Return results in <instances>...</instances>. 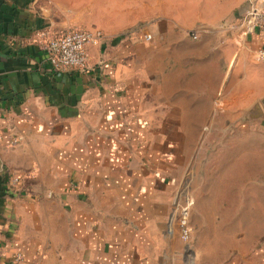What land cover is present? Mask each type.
Here are the masks:
<instances>
[{"label": "crops", "instance_id": "obj_1", "mask_svg": "<svg viewBox=\"0 0 264 264\" xmlns=\"http://www.w3.org/2000/svg\"><path fill=\"white\" fill-rule=\"evenodd\" d=\"M175 19L160 14L148 40L108 34L87 68L57 70L34 1L0 0V264H264L255 209L234 247L209 227L185 242L171 220L195 134L182 122L209 119L215 95L264 110V37L234 22L191 39Z\"/></svg>", "mask_w": 264, "mask_h": 264}, {"label": "rangeland", "instance_id": "obj_2", "mask_svg": "<svg viewBox=\"0 0 264 264\" xmlns=\"http://www.w3.org/2000/svg\"><path fill=\"white\" fill-rule=\"evenodd\" d=\"M25 1H34L53 32L97 27L106 37L138 36L151 30L160 14H173L175 30L192 39L193 34L229 32L228 25L241 22L252 0H174V5L172 0ZM219 100L215 95L209 119L182 122L195 134L183 138L186 164L181 186L192 199L188 242L204 236L209 227L225 232L234 247L242 241V233L252 235L250 213L254 209L259 211L260 240L264 239V129L257 123L264 113L251 118L247 113L250 106L239 113L222 110Z\"/></svg>", "mask_w": 264, "mask_h": 264}, {"label": "built area", "instance_id": "obj_3", "mask_svg": "<svg viewBox=\"0 0 264 264\" xmlns=\"http://www.w3.org/2000/svg\"><path fill=\"white\" fill-rule=\"evenodd\" d=\"M241 22L254 30L258 29L264 37V7L250 5L246 10ZM35 39L38 46L44 50L45 59L54 69H85L89 66V44L98 45L105 39V34L97 27L91 28H68L53 32L50 27L39 28L35 31ZM142 37L146 40L151 38V33L144 31ZM196 37V34H193ZM257 61L264 62V44L254 54ZM17 177H13L16 181ZM191 196L189 190L181 187L180 196L175 201L171 215L172 224L176 227L181 240L188 242L192 236L190 224ZM20 255L16 254L15 259Z\"/></svg>", "mask_w": 264, "mask_h": 264}, {"label": "water", "instance_id": "obj_4", "mask_svg": "<svg viewBox=\"0 0 264 264\" xmlns=\"http://www.w3.org/2000/svg\"><path fill=\"white\" fill-rule=\"evenodd\" d=\"M247 113L249 117L255 118L262 116L264 112L260 102L256 101L247 109Z\"/></svg>", "mask_w": 264, "mask_h": 264}]
</instances>
